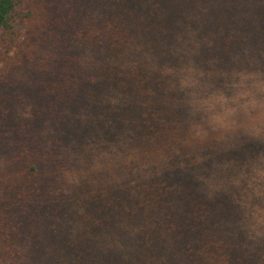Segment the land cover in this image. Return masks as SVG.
<instances>
[{"label":"trees","instance_id":"1","mask_svg":"<svg viewBox=\"0 0 264 264\" xmlns=\"http://www.w3.org/2000/svg\"><path fill=\"white\" fill-rule=\"evenodd\" d=\"M191 36L206 73L264 62V0H0V264H251L193 175L239 159L187 120Z\"/></svg>","mask_w":264,"mask_h":264},{"label":"rangeland","instance_id":"2","mask_svg":"<svg viewBox=\"0 0 264 264\" xmlns=\"http://www.w3.org/2000/svg\"><path fill=\"white\" fill-rule=\"evenodd\" d=\"M199 50L193 36L177 47L181 59L178 90L186 103L187 120L197 136L204 137L209 130L214 138L220 137L218 143L225 153L239 160L237 165L199 160L193 171L196 185L208 200L227 204L221 210L227 213L230 240L251 264H264V62L252 59L232 72L220 68L213 75L206 73L202 62L197 63ZM88 54L83 58L87 62ZM122 157L113 149L101 148L93 165L105 161L114 165ZM11 161L10 150H3L0 173ZM68 228L74 230L73 225ZM15 250L26 253L24 247Z\"/></svg>","mask_w":264,"mask_h":264}]
</instances>
